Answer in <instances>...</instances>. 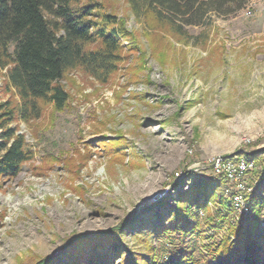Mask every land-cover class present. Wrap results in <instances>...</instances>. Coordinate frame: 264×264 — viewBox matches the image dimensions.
Returning <instances> with one entry per match:
<instances>
[{
	"label": "rangeland",
	"instance_id": "1",
	"mask_svg": "<svg viewBox=\"0 0 264 264\" xmlns=\"http://www.w3.org/2000/svg\"><path fill=\"white\" fill-rule=\"evenodd\" d=\"M99 1L133 38L123 40L125 57L107 83L69 70L65 109L40 101L38 118L7 124L32 156L18 174L0 176V264H35L73 234L134 215L143 222L187 173L219 177L208 165L219 155L256 160L247 174L249 213L233 203L232 183L217 190L233 191L237 218L249 216L253 202L264 218V0L213 13L180 36L152 12L135 15L128 0ZM7 73L0 65V103L16 105Z\"/></svg>",
	"mask_w": 264,
	"mask_h": 264
},
{
	"label": "trees",
	"instance_id": "2",
	"mask_svg": "<svg viewBox=\"0 0 264 264\" xmlns=\"http://www.w3.org/2000/svg\"><path fill=\"white\" fill-rule=\"evenodd\" d=\"M128 1L135 15L152 12L178 36L186 35V27L205 24L213 13L230 15L249 2ZM132 38L125 20L99 0H0V65L8 67V80L20 97L16 105L0 103V176L18 174L32 156L26 139L9 123L38 118L40 101L65 109L70 94L61 80L69 70L81 67L107 83L125 57L123 40ZM217 176L187 173L145 212V221L134 215L107 230L73 234L59 254L35 264H264L263 207L253 202L251 214L237 218L233 191L219 192L224 179ZM128 233L136 240L132 245L124 237Z\"/></svg>",
	"mask_w": 264,
	"mask_h": 264
},
{
	"label": "built area",
	"instance_id": "3",
	"mask_svg": "<svg viewBox=\"0 0 264 264\" xmlns=\"http://www.w3.org/2000/svg\"><path fill=\"white\" fill-rule=\"evenodd\" d=\"M209 167L212 172L220 175L227 182L234 186L233 203L243 215L250 212V207L247 204L248 194L253 191V187L249 186L247 174L256 169V162L249 160L244 156L224 157L216 156L209 161Z\"/></svg>",
	"mask_w": 264,
	"mask_h": 264
}]
</instances>
